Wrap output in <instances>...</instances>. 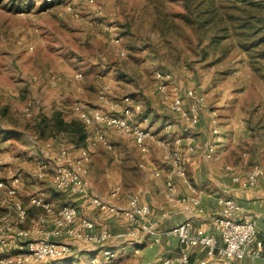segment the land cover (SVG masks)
Returning a JSON list of instances; mask_svg holds the SVG:
<instances>
[{"label":"rangeland","instance_id":"rangeland-1","mask_svg":"<svg viewBox=\"0 0 264 264\" xmlns=\"http://www.w3.org/2000/svg\"><path fill=\"white\" fill-rule=\"evenodd\" d=\"M199 1L203 4L198 7ZM236 2L194 0L190 11L185 0H0V164L3 177L9 165L20 175L23 201L38 194L56 210L72 202L80 216L97 226L109 225L111 214L90 206L87 197L52 188L51 163L44 180L33 179L36 163L51 162L59 143L74 152L79 148L67 133L46 130L41 135L37 124L55 110L66 119H80L79 110L98 106L99 91L108 85L112 97L132 94L141 100L142 115H149V125L159 135L180 133V116L156 89L157 69L171 73L180 93L188 87L202 92L216 110L225 137L217 162L238 163L241 172L253 165L264 168V43L252 45L233 29L229 37H219L213 23L197 28L202 7L214 8L213 22L220 16L230 21ZM167 121L174 123L170 132L164 129ZM104 132L114 147L90 148V194L104 196L109 184L97 180V174L106 172L115 180L123 164L167 169L155 144L143 151L111 128ZM29 211L32 221L42 212ZM141 237L146 247L139 250L132 247L137 242L127 243L123 236L107 242L112 248L124 246L117 249L115 264H158L168 256L160 242ZM67 241L70 258L78 264H89L94 255L104 264L99 247L78 238Z\"/></svg>","mask_w":264,"mask_h":264},{"label":"built area","instance_id":"built-area-1","mask_svg":"<svg viewBox=\"0 0 264 264\" xmlns=\"http://www.w3.org/2000/svg\"><path fill=\"white\" fill-rule=\"evenodd\" d=\"M115 41L118 42V39ZM154 78L157 91L184 124L180 133L159 135L149 126V115H142L141 100L132 94L112 97L106 85L99 91L100 104L80 109L78 113L90 132L88 144L74 152L66 143H59L51 155V162L38 161L32 174L34 180H44L51 163L50 184L55 191L87 197L101 211L122 215L128 222L127 228L115 233L110 227L97 226L89 217L80 216L77 205L72 202H65L56 210L51 202L35 194L26 204L18 193L20 175L9 165L3 177L0 164V249H5L10 241L17 246L16 251L0 252V264H55L56 260L63 259L69 260L67 264H78L70 258L72 247L67 239L71 238L99 247L104 264H115L117 249L123 246H108L107 242L112 238L123 236L127 243L134 244L145 235L158 243L162 233L176 237L184 246L204 247L207 257L199 260L198 264H233V258L242 254L244 247L250 244H255V248L247 252L249 257L259 259L264 264V255L261 254L263 242L257 238V219L246 214L243 205L233 195L236 189L264 184V168L253 165L241 172L237 164H226L225 172L230 176L231 185L217 196V205L212 211L214 232L194 226L193 217L204 213L201 203L203 191L188 177L187 156L200 152L206 159L215 158L224 137L222 126L216 110L210 109L202 92L188 87L184 94L180 93L179 87L172 82L171 73L162 69L154 71ZM51 83L56 84L55 81ZM203 112L208 115L209 135L199 141L196 127ZM173 127V122L164 124L166 132L172 131ZM104 128H111L117 134L132 139L143 151L147 150L149 143L162 149L163 159L170 165L165 176L164 192L168 209L163 216L181 212L185 214L184 219L162 232L158 229L157 221L150 217V205L140 200L139 192H122L121 186L116 185L107 198L90 194L87 180L90 148L99 145L113 148ZM46 145L50 146L51 143L47 142ZM154 173L161 175L159 169H155ZM175 177L181 178L186 185L185 193H179ZM33 206L42 212L26 226L29 209ZM98 261L99 257L94 255L89 259V264H98ZM158 264H190L189 253L182 250L176 256L165 257Z\"/></svg>","mask_w":264,"mask_h":264},{"label":"crops","instance_id":"crops-1","mask_svg":"<svg viewBox=\"0 0 264 264\" xmlns=\"http://www.w3.org/2000/svg\"><path fill=\"white\" fill-rule=\"evenodd\" d=\"M149 126L151 127V125ZM208 126V115L203 112L201 115V119L196 127L197 140L203 141L207 138V136L209 135ZM224 139L225 137H223V140ZM220 145V152L218 151V155L213 159H206L200 152H196L189 154L186 160V172L188 174V177L194 185L200 187L203 191L201 203L204 207V213L198 216H194L193 224L196 227H203L210 232H214L212 211L217 205V196L223 194L224 188L231 185L230 176L225 172V165H238V163L232 162H217V159H219V156L223 150V142H221ZM159 150L161 151V154H163L162 149L159 148ZM161 157V160L165 163L164 166H166L167 169L158 167L154 164H123L119 166V170L115 174V180H112V177L108 178L109 174L106 172L102 175L97 174L96 179L100 181L101 179H103L105 185L107 183L109 184V189L104 196L97 192L94 194L99 195L103 198H107L109 197L111 189L116 185L121 186L122 192L137 191L140 194V200L150 205L152 209L150 217L152 220L157 221L158 229L162 232L164 230H167L168 228L174 226L177 222L184 219L185 214H182L181 212H172L168 217L163 216V212L168 209V204L166 202L164 192L165 176L170 170V165L164 161L163 155ZM155 169H159L161 171V175L156 176L154 173ZM89 178L93 179V176H91V169H89L87 180ZM175 182L177 184L179 193H185L187 191V187L181 178L175 177ZM233 195L243 205L245 213L257 219V238L261 239L263 242V245L261 247V254L264 255V184L260 183L253 188L236 189L233 192ZM26 204H28V202ZM89 204L90 206H93L90 202ZM32 208L38 209V207L35 206H33ZM106 213L111 214V223L109 224V222H107L109 225H105L110 228L113 227L115 233L124 231L127 228L128 222L122 215L113 214L110 212ZM32 222V218H28L24 225L28 226ZM123 222H126L127 225H123ZM141 239L142 237L139 238L135 246H132L136 250L146 247V245L141 244ZM150 239L152 243H154L152 238ZM8 247H6L5 249H0V252H13L17 250L16 244L10 245ZM159 248H164L166 250V252L168 253L167 257L176 256L182 250H187L189 253L190 264H198L199 260L207 257L204 247L184 246L178 241L176 237L168 236L165 233H162L161 235ZM254 248L255 244L245 246L243 253L236 255L233 258V264H261L259 259H252L247 254L248 251L253 250Z\"/></svg>","mask_w":264,"mask_h":264},{"label":"trees","instance_id":"trees-1","mask_svg":"<svg viewBox=\"0 0 264 264\" xmlns=\"http://www.w3.org/2000/svg\"><path fill=\"white\" fill-rule=\"evenodd\" d=\"M194 0H185L187 8L191 11V5ZM212 1V0H211ZM238 3L235 13L229 14L230 21L221 17L215 21L214 8L204 6L198 10V17H203L197 24V28L202 25H211L220 32L219 37H229L231 30L237 32L242 38L250 39L253 41L252 45H259L264 43V0H236ZM203 2L199 1L196 6L202 5ZM215 23V24H214ZM210 27V28H211ZM40 134H44L48 130L51 134L67 133L69 139L76 147H83L88 144L89 130L85 127L84 123L79 118L66 119L61 111L55 110L51 116H42L37 124ZM87 141V143H86ZM69 260H65V264Z\"/></svg>","mask_w":264,"mask_h":264}]
</instances>
